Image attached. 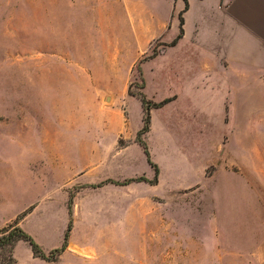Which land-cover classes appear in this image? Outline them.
Returning a JSON list of instances; mask_svg holds the SVG:
<instances>
[{"label": "rangeland", "instance_id": "obj_1", "mask_svg": "<svg viewBox=\"0 0 264 264\" xmlns=\"http://www.w3.org/2000/svg\"><path fill=\"white\" fill-rule=\"evenodd\" d=\"M180 1L0 0V231L73 252L15 264H264V108L201 85ZM140 94L158 181L116 185L154 177Z\"/></svg>", "mask_w": 264, "mask_h": 264}, {"label": "crops", "instance_id": "obj_2", "mask_svg": "<svg viewBox=\"0 0 264 264\" xmlns=\"http://www.w3.org/2000/svg\"><path fill=\"white\" fill-rule=\"evenodd\" d=\"M187 5L183 35L173 47L187 40L189 22L197 43L200 28L213 29L199 62L201 85L222 93L230 107L264 108V0H187ZM183 8L181 0L178 14ZM67 254H73L69 241L59 259Z\"/></svg>", "mask_w": 264, "mask_h": 264}, {"label": "trees", "instance_id": "obj_3", "mask_svg": "<svg viewBox=\"0 0 264 264\" xmlns=\"http://www.w3.org/2000/svg\"><path fill=\"white\" fill-rule=\"evenodd\" d=\"M183 3H184V8L178 14L179 33L172 41V45H174L177 42V40L181 38L183 35L182 12L186 10L188 7L187 0H183ZM138 99L141 104L143 115H142V121H141L142 126L136 133L135 142L141 146L143 153L146 157L147 163L151 166V168L154 171V177L152 180H148L144 177H138V178H128V179L123 180L122 182L112 181V183L116 185H125V184H129L132 182H139V181H145L149 184L155 185L158 181V172H159L158 166L155 163L151 162L149 158L147 146L141 138V136L146 134L150 129V119H151L150 109L153 104L150 101L146 100L142 94L138 96ZM67 210H68V216L70 218L71 217V205L70 204L68 205ZM70 230H71V223L69 220L66 226V229L63 233L62 242L60 246L51 249L48 253H45L42 250L41 246L38 243H36L34 239L17 224H14L5 229H2L0 231V264H15V258H14L13 253H14L15 246L17 245L19 241H25L29 245L33 257L45 260L47 262L57 261L59 256L62 254V252L67 247Z\"/></svg>", "mask_w": 264, "mask_h": 264}]
</instances>
